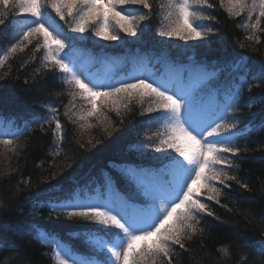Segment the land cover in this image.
<instances>
[{
    "label": "trees",
    "instance_id": "1",
    "mask_svg": "<svg viewBox=\"0 0 264 264\" xmlns=\"http://www.w3.org/2000/svg\"><path fill=\"white\" fill-rule=\"evenodd\" d=\"M163 1L166 2L153 0L152 19L141 23L143 32L138 33V37L122 34L125 42L118 46L96 41L89 34L84 41H76L75 49L81 54L79 63L85 65L84 58L94 59L89 72L97 70L98 76L102 77L105 73L101 70H107L104 66L106 58H122V65L113 75L116 80L127 78L142 59L149 63L156 61L153 66L157 73L164 63L185 67L204 64L216 73L208 82L210 88L205 94L218 102L230 97L241 82L246 81L232 115L238 128L247 126L248 131L238 140V146L247 151L242 150L238 157H230L237 165L230 171L248 187L241 188L233 181H228L230 188L218 185L224 193L220 204L205 202L219 219L203 217V236L189 242V251L181 252L176 264H264V255L259 252V246L264 244V83L258 78L264 62V35L259 44L246 41V30L238 27L246 22L245 18L229 17L220 7L219 0H210L213 8L205 11L215 19L205 23L215 35L202 41H174L175 46L166 45V41L179 39L158 35L157 30L162 25L158 5ZM19 18L10 15L8 20ZM54 20L60 25L64 23L58 17ZM168 23L163 21L164 25ZM16 31L12 23L0 26V50L10 46ZM67 34L75 36L71 32ZM241 43L245 45L243 48ZM41 56L42 51L33 58L29 46L23 53L10 57L0 69V138L25 127L31 129L20 137L16 154L0 145V264H55V248L39 239L40 231L83 258L99 261L102 253L93 251L87 239L90 231L103 226L50 215L51 203L65 200L73 193H78L81 198L95 196L97 192H104L102 185L111 177L114 181L112 191L129 203L142 204L141 190L135 183L122 178L117 169L135 166L154 172L162 166L157 157L163 154L149 146L158 142L153 134L160 127L156 121L160 114L142 115L140 106L134 102L130 105L131 111L122 109L120 117L107 112L108 121L99 124L93 118L90 122L94 127L81 129L63 115L72 98L60 79L62 74L46 70L36 74L41 68ZM240 58H244L245 66L234 70L233 65ZM184 78L186 80V73ZM249 84L259 87L252 86L249 91ZM250 103L251 108L248 107ZM82 104L77 100L73 111H80ZM45 105L59 111L64 125L62 144L58 145L57 137L53 135L54 124H45L42 130L35 122L49 115ZM105 127L107 132L103 130ZM150 135L152 141L146 139ZM89 140L92 144H88ZM137 145L144 147L137 151L134 147ZM57 150L59 155H56ZM222 246H227V254L217 251Z\"/></svg>",
    "mask_w": 264,
    "mask_h": 264
},
{
    "label": "snow or ice",
    "instance_id": "2",
    "mask_svg": "<svg viewBox=\"0 0 264 264\" xmlns=\"http://www.w3.org/2000/svg\"><path fill=\"white\" fill-rule=\"evenodd\" d=\"M219 4L229 17L245 18L246 22L238 27L246 30V41L261 43L264 0H219ZM158 7L162 25L157 32L161 37L187 42L215 35L205 23L215 19L205 11L213 8L210 0H166ZM49 9L64 22L63 25L55 22ZM153 10V0H0V26L7 22L17 28L10 46L0 50V69L10 57L23 53L29 46L33 58L42 51L41 68L36 74L41 70L62 74L60 79L72 98L63 113L69 123L81 129L92 128L91 119L103 124L109 120L107 112L120 117L122 109L131 111L130 105L134 102L140 106L142 115L160 114L156 117L160 127L153 134L158 142L149 146L163 154L157 157L162 166L152 173V181L145 184L143 170L138 167L117 169L122 178L135 183L142 191V204L112 196L114 181L111 177L102 185L104 192H97L95 196L82 200L78 193H73L65 200L50 202V215L103 226L90 231L87 239L93 251L105 254L102 261L95 262L76 255L59 242L47 241L46 233L40 234L42 242L55 243V264H176L181 252L189 251V242L203 236V217L219 219L205 202L220 204L224 193L218 185L230 188L228 181H233L241 188L248 187L230 171L237 166L230 157L247 151L238 146V140L248 131L247 126L238 128L232 115L246 81H242L230 97L211 106L204 103L200 92L216 73L204 64L172 66L168 78L133 74L120 80L107 74L101 77L82 71L77 65L73 55L75 42L86 39L85 33L91 30L92 35L113 42V45L124 43L120 33L138 37V33L143 32L141 23L152 19ZM10 15L23 19L9 21ZM163 21L169 23L164 25ZM65 27L67 32L78 35L70 37ZM244 46L240 44L241 48ZM245 63L244 58H240L233 65L234 70L238 71ZM258 78L264 83V62ZM252 86L259 87L249 84V91ZM77 100L83 104L80 111L74 112ZM45 108L49 115L35 122L42 130L45 124H54L53 135L58 145L62 144L64 125L59 111L54 106L45 105ZM120 122L123 123V119ZM30 130L25 127L11 136L6 135L0 138V145L16 154L20 137ZM103 130L107 132L108 128ZM146 139L152 141L153 137L150 135ZM88 144H92V140ZM134 147L141 151L144 146ZM217 251L227 254L228 248L222 246ZM259 252L264 255V244L259 246ZM245 258L242 254V259Z\"/></svg>",
    "mask_w": 264,
    "mask_h": 264
},
{
    "label": "rangeland",
    "instance_id": "3",
    "mask_svg": "<svg viewBox=\"0 0 264 264\" xmlns=\"http://www.w3.org/2000/svg\"><path fill=\"white\" fill-rule=\"evenodd\" d=\"M163 3H166V2H164L163 1ZM49 11V13H50V15L53 17V19L56 17L55 16V13H52L51 12V10L49 9L48 10ZM19 19H23V18H19ZM75 34V36H77L78 34H76V33H74ZM88 34L90 35V36H92V38H94L96 41H99V42H107V43H109L110 45H113V42H108V41H103V40H100L98 37H95L94 35H92L91 34V30L88 32V33H85L84 35H85V37H86V35L88 36ZM123 33H120V35H122ZM122 38L124 39V37L122 36ZM85 39H83V40H77V41H84ZM166 40V39H165ZM125 41V40H124ZM174 41H183V40H170V41H166V45H172V46H175V43H174ZM107 43H105L106 45H108ZM120 44H122V43H119V42H115V45L114 46H118V45H120ZM186 53H184V55H185ZM73 55H74V58H75V60H76V62H77V65L81 68V70L82 71H87V72H89L90 71V69L92 68V64L95 62L94 61V59H92V58H84L83 59V61L85 60L86 62H85V65H81V63H79V59H80V52H79V50L77 51H75L74 53H73ZM187 57H191V55L190 54H187ZM155 62L156 61H153L152 63H149V62H147L146 61V59H142L141 61H140V63H139V65L136 67V68H134L133 69V71H131L130 72V75H133V74H137V75H139V74H145V75H149V74H151L152 76H153V78L155 79V78H168L169 77V75H170V68L172 67V66H176V67H180L181 65H173V64H171V63H164V65H162V68H161V71L159 72V73H157L158 71L156 70V68L153 66V64H155ZM122 63H123V59L122 58H119V59H108V58H106L105 60H104V66L107 68V70H105V72L103 71V70H101L102 71V73H105V74H107V75H109V76H113L115 73H116V71H118V69L120 68V66L122 65ZM191 66V65H190ZM90 73H92V74H95V75H98L97 74V70H92ZM186 75H187V73H186ZM187 79V78H186ZM210 88V85L207 83L206 85H204V87H203V89H202V91L200 92V96H201V98H203V100H204V103L205 104H207V105H211V106H214V104L215 103H217L218 101L217 100H215L214 98H212V97H210V96H208V95H206L205 94V92H206V90H208ZM0 131H2V130H0ZM152 173L153 172H149V171H145V170H143V177H142V179H143V182L145 183V184H148V183H150L151 181H152V179H153V176H152ZM142 192V191H141ZM105 195L107 196V195H109V193H107V192H105ZM111 195L112 196H114V197H119V198H121L115 191H112L111 192ZM80 197V199H87V198H81V196H79ZM89 198V197H88ZM143 200H144V197H143ZM43 232L42 231H40L38 234H39V236H40V234H42ZM106 238V237H105ZM47 241H55V242H58V241H56L55 239H53V238H51V237H48L47 236ZM44 243H47V244H49V245H53L54 246V248H55V243H49V242H44ZM60 244H62L61 242H59ZM63 245V244H62ZM73 253H75V252H73ZM76 255H78V256H81L80 254H78V253H75ZM82 257V256H81ZM100 260L99 261H102L104 258H105V254H103L102 253V255L100 256Z\"/></svg>",
    "mask_w": 264,
    "mask_h": 264
}]
</instances>
